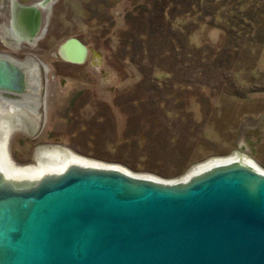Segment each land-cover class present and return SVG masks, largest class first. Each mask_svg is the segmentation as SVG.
I'll return each mask as SVG.
<instances>
[{
    "label": "rangeland",
    "instance_id": "1",
    "mask_svg": "<svg viewBox=\"0 0 264 264\" xmlns=\"http://www.w3.org/2000/svg\"><path fill=\"white\" fill-rule=\"evenodd\" d=\"M200 1L0 0V54L41 76L38 131H12V161L57 145L176 184L237 151L264 173V0ZM69 40L81 62L61 57Z\"/></svg>",
    "mask_w": 264,
    "mask_h": 264
},
{
    "label": "water",
    "instance_id": "2",
    "mask_svg": "<svg viewBox=\"0 0 264 264\" xmlns=\"http://www.w3.org/2000/svg\"><path fill=\"white\" fill-rule=\"evenodd\" d=\"M59 53L81 62L85 47ZM4 73L0 88L17 90ZM0 264H264V174L231 164L163 184L70 167L27 189L0 180Z\"/></svg>",
    "mask_w": 264,
    "mask_h": 264
},
{
    "label": "bare ground",
    "instance_id": "3",
    "mask_svg": "<svg viewBox=\"0 0 264 264\" xmlns=\"http://www.w3.org/2000/svg\"><path fill=\"white\" fill-rule=\"evenodd\" d=\"M3 30L5 36H13L9 29L3 28ZM65 52L66 57L70 60H79L80 51L76 45L71 44L70 47H65ZM5 57L0 55V76L5 75V73L2 74L3 66H7L11 72L16 71L18 80L14 86L19 87L17 89L18 91L25 89L29 90L30 93L26 94L24 92L16 95L17 93H12L2 88L0 89V180L3 183L18 190L27 189L37 184L41 179L59 175L70 167L114 169L131 174L118 165L104 166L92 159L73 154L68 149L57 145H45L37 148L36 165H16L12 161L8 151L9 135L15 130L24 131L30 135L38 131L39 121L38 115L35 113L37 106L34 105L36 97H31L30 95H34V92L36 93L39 89L41 79L40 65L32 58L19 62L14 59L9 60L10 58ZM20 75H22V78L19 79ZM7 76L11 78L10 75ZM11 82L12 79H4V83L10 85ZM231 164L250 167L263 173V171L254 165L250 157L236 151L231 156L215 157L204 163L195 165L187 172L182 180L186 182L193 176L202 174L216 166ZM136 176L147 178L140 175Z\"/></svg>",
    "mask_w": 264,
    "mask_h": 264
},
{
    "label": "flooded vegetation",
    "instance_id": "4",
    "mask_svg": "<svg viewBox=\"0 0 264 264\" xmlns=\"http://www.w3.org/2000/svg\"><path fill=\"white\" fill-rule=\"evenodd\" d=\"M0 55H3V56H6V57L10 58L9 60L12 59V57H10V56H8V55H6V54H0ZM65 55H66V52H65ZM6 57H5V58H6ZM8 58H7V59H8ZM14 60H15V59H14ZM24 61H25V60H24ZM38 64H39V63H38ZM39 65H40V64H39ZM40 86H41V79H40V83H39V88H40ZM38 91H40V90L38 89ZM38 91H37V92H38ZM37 92H36V93H37Z\"/></svg>",
    "mask_w": 264,
    "mask_h": 264
},
{
    "label": "trees",
    "instance_id": "5",
    "mask_svg": "<svg viewBox=\"0 0 264 264\" xmlns=\"http://www.w3.org/2000/svg\"><path fill=\"white\" fill-rule=\"evenodd\" d=\"M197 3H199V4H200V3H201V1L199 0V2H197ZM249 27H251V28H252V27H253V25H249V26H248V28H249Z\"/></svg>",
    "mask_w": 264,
    "mask_h": 264
}]
</instances>
